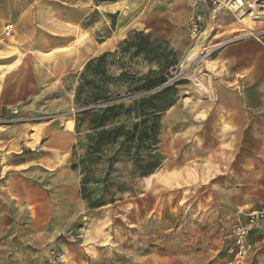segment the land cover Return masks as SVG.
Segmentation results:
<instances>
[{"label": "rangeland", "instance_id": "1", "mask_svg": "<svg viewBox=\"0 0 264 264\" xmlns=\"http://www.w3.org/2000/svg\"><path fill=\"white\" fill-rule=\"evenodd\" d=\"M8 20L0 175L18 190L15 211L1 198L0 264H225L240 208H264V147H251L264 134L221 128L215 107L219 52L248 29L229 32L200 0H0V27ZM136 41L149 53L134 54ZM149 70L169 74L137 91ZM167 87L173 96L140 104ZM112 104L104 127L121 135L91 151L93 113ZM259 253L251 242L248 264Z\"/></svg>", "mask_w": 264, "mask_h": 264}, {"label": "crops", "instance_id": "2", "mask_svg": "<svg viewBox=\"0 0 264 264\" xmlns=\"http://www.w3.org/2000/svg\"><path fill=\"white\" fill-rule=\"evenodd\" d=\"M204 6L208 10V6ZM231 16L227 12H222L217 16L221 24L231 22L235 24L229 32L238 30L242 26L236 20H227L231 19ZM249 26L245 27L248 28ZM206 27H210L209 22ZM207 28L202 31V35L204 31H207ZM244 35L247 36L250 33L246 32ZM219 58L224 67V72L221 79L215 83L214 90L216 96L215 107L221 119V128L223 123L227 127L230 120H232L231 126L238 125L241 132L264 134V36H247L229 43L220 50ZM223 116H225V119H222ZM223 129L226 128L223 127ZM251 147L262 148L264 147V141H253ZM27 155L30 154L24 153L22 157L29 162L38 159L37 155L27 159ZM13 166L17 167L18 163L14 162ZM25 166L23 167L26 168ZM8 174H10V177L16 176V172H8ZM1 177L0 175V203L2 204L1 198L9 200V204H13L15 211L16 200L14 198L18 190L17 181H12L10 178L9 189L5 191L1 189ZM249 239L254 243L256 250L262 251L258 254L259 259L255 260L254 264H264V227L258 231L253 230Z\"/></svg>", "mask_w": 264, "mask_h": 264}, {"label": "built area", "instance_id": "3", "mask_svg": "<svg viewBox=\"0 0 264 264\" xmlns=\"http://www.w3.org/2000/svg\"><path fill=\"white\" fill-rule=\"evenodd\" d=\"M208 6L212 17L227 12L236 19L247 21H264V0H200ZM204 23V16L193 17L190 34L199 32ZM15 22L5 21L0 27V43L10 39L16 33ZM264 32V31H263ZM264 224V208L242 206L231 223L230 240L227 245V260L225 264H248L247 254L251 246L250 233Z\"/></svg>", "mask_w": 264, "mask_h": 264}, {"label": "trees", "instance_id": "4", "mask_svg": "<svg viewBox=\"0 0 264 264\" xmlns=\"http://www.w3.org/2000/svg\"><path fill=\"white\" fill-rule=\"evenodd\" d=\"M135 39H139V40H143L144 38H147L146 35H141V34H135L134 37ZM135 50H134V54H138L141 53L142 51H144L145 53H149V50H151V47L149 44L143 46V43L140 41H136L135 42ZM105 57L104 55H101L98 58V62H100L99 60H103V58ZM92 62L88 63L86 65V71L88 70L89 65H91ZM85 72L83 74V76L85 77ZM154 74H156L153 70H149V72L145 75V78L143 80L142 83H140L137 87L136 90L140 91V90H150L154 87H158L160 86V84H162L163 82L166 81L167 79V75L169 74V72H166L164 75H160L158 74V76H153ZM82 83L80 84L79 88H78V99H79V95L80 93L83 91V88L87 85V81H85L84 78H82ZM173 96L172 93V88L171 87H167L164 88L160 91H157L151 95L143 96L139 99L140 104L141 102H145V101H150V100H159V98H162L164 96ZM102 99L100 94L96 95L93 97V101H98ZM167 103L169 102L168 100L166 101ZM118 104H112V105H108L102 108H99L97 111H95L93 113V118H92V127L95 128H100L99 132H97L96 134L92 135L91 139H90V143H89V149L91 151H93V145H100L101 143H109L111 141H113L114 139H116L119 135H121L120 133H115L113 135V137L111 136V130L105 128L104 126L106 125L107 122H109L111 120V118L114 117L115 114L112 113V111L116 108ZM160 107V106H159ZM139 108V106H138ZM159 111L163 110V107H160L159 109H157ZM134 127H137V125L135 124ZM130 134H132L133 136H136L137 139L141 140L146 132L142 131H131L129 132Z\"/></svg>", "mask_w": 264, "mask_h": 264}, {"label": "bare ground", "instance_id": "5", "mask_svg": "<svg viewBox=\"0 0 264 264\" xmlns=\"http://www.w3.org/2000/svg\"><path fill=\"white\" fill-rule=\"evenodd\" d=\"M234 20H236L237 22H239L240 24H242V26H248V25H251L252 24V26H249L248 28L247 27H245V28H247L248 30H247V32L248 33H250V35H247V36H251V37H261V36H264V21H256V22H252V21H247V20H245V19H243V20H241V19H239V21L237 20V19H234ZM260 24V26H258ZM197 34V33H196ZM196 34H192V35H196ZM201 34H202V32H201ZM204 34H207V31H204L203 32V35ZM15 35V34H14ZM14 37V36H13ZM12 38V37H11ZM10 38V39H11ZM195 54H196V50H193L191 53H190V55H189V58H192V57H194L195 56ZM205 61V60H204ZM209 62V61H208ZM211 65V64H210ZM208 66V65H207ZM227 249V248H226Z\"/></svg>", "mask_w": 264, "mask_h": 264}, {"label": "water", "instance_id": "6", "mask_svg": "<svg viewBox=\"0 0 264 264\" xmlns=\"http://www.w3.org/2000/svg\"><path fill=\"white\" fill-rule=\"evenodd\" d=\"M172 82H174V81L168 82V83L164 84L163 86H161L160 88H162V87H166L167 85H169V84L172 83ZM160 88H158V89H160Z\"/></svg>", "mask_w": 264, "mask_h": 264}]
</instances>
